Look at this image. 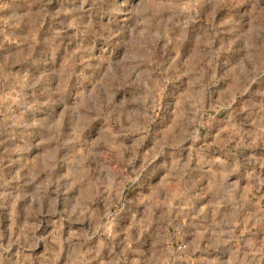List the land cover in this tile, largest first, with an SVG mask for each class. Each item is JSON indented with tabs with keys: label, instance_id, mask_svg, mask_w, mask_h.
<instances>
[{
	"label": "rangeland",
	"instance_id": "374dc122",
	"mask_svg": "<svg viewBox=\"0 0 264 264\" xmlns=\"http://www.w3.org/2000/svg\"><path fill=\"white\" fill-rule=\"evenodd\" d=\"M0 264H264V0H0Z\"/></svg>",
	"mask_w": 264,
	"mask_h": 264
}]
</instances>
